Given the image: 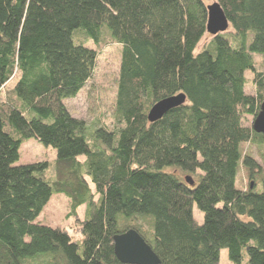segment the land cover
I'll list each match as a JSON object with an SVG mask.
<instances>
[{"label": "trees", "instance_id": "trees-1", "mask_svg": "<svg viewBox=\"0 0 264 264\" xmlns=\"http://www.w3.org/2000/svg\"><path fill=\"white\" fill-rule=\"evenodd\" d=\"M216 1L233 30L198 50L206 0H0V264H127L114 236L130 228L161 264H219L222 249L233 264H264V166L245 151L264 133L243 125L264 102V0ZM105 32L122 46L116 122L93 127L66 100L93 76L89 42ZM181 93L185 104L149 120ZM30 139L57 150L55 180L48 161L19 164ZM59 193L73 214L87 206L80 239L37 221Z\"/></svg>", "mask_w": 264, "mask_h": 264}, {"label": "rangeland", "instance_id": "rangeland-1", "mask_svg": "<svg viewBox=\"0 0 264 264\" xmlns=\"http://www.w3.org/2000/svg\"><path fill=\"white\" fill-rule=\"evenodd\" d=\"M206 1L208 4H211L216 0ZM232 30V27H230L228 32H232ZM212 37V34L207 33L200 42L198 50L207 45ZM89 46L98 51V59L94 74L76 97L66 100V105L74 116L86 120L89 126L113 127L116 122L115 102L120 73L122 46L114 42L106 32L100 43L94 44L91 41L89 42ZM255 59L258 63V70L264 73V55H256ZM246 77L248 82L245 91L247 94L255 95L256 87L253 82V74L247 72ZM254 120L255 117L253 115H245L243 118V125L252 127ZM20 151L21 158L19 164L48 161L51 167L47 171V176L52 180L57 178V171L53 167V164L56 163L58 158L57 150L45 146L37 139H30L23 143ZM245 151L254 156V158L264 166L263 145L247 144ZM79 159L82 161L85 160L84 156ZM249 182L248 173L242 168L239 173L238 183L240 186L247 188ZM91 188L93 192L96 191L93 184H91ZM259 190H262V185L259 186ZM95 200H98V195L95 196ZM86 210L87 206L82 205L76 210V213L73 214L71 198L65 194L59 193L53 195L37 221L51 227H60L68 231L73 238L80 239L82 236L81 223L86 217ZM194 215L200 223H203L204 213L201 212L196 205L194 206ZM133 223H140L145 229L151 228L150 218L138 217L134 219ZM219 264H233L229 259L228 249H222Z\"/></svg>", "mask_w": 264, "mask_h": 264}, {"label": "water", "instance_id": "water-1", "mask_svg": "<svg viewBox=\"0 0 264 264\" xmlns=\"http://www.w3.org/2000/svg\"><path fill=\"white\" fill-rule=\"evenodd\" d=\"M208 33L216 36L229 30L230 22L222 5L215 1L207 6ZM187 102L184 93L164 98L157 102L149 111L148 118L151 122L161 119L170 110ZM253 128L258 133H264V102L261 110L254 120ZM187 181L194 184L191 176ZM115 253L119 260L127 264H161V259L152 246L135 228H130L114 236Z\"/></svg>", "mask_w": 264, "mask_h": 264}]
</instances>
